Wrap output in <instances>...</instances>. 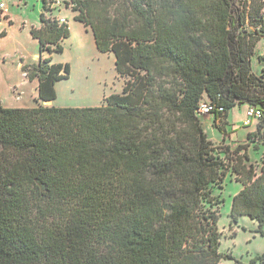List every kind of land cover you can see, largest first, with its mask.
Returning <instances> with one entry per match:
<instances>
[{
	"label": "trees",
	"instance_id": "trees-1",
	"mask_svg": "<svg viewBox=\"0 0 264 264\" xmlns=\"http://www.w3.org/2000/svg\"><path fill=\"white\" fill-rule=\"evenodd\" d=\"M54 1L42 0L40 24L30 28L38 60L23 67L40 102L0 104V264L231 258L219 250L213 186L233 173L242 187L232 220L261 224L264 155L258 170L245 145H223L220 157L197 109L211 102L225 132L228 109L258 107L263 116L246 137L264 148V67L251 69L264 0H63L126 78L93 106L44 104L69 75L67 63L50 62L70 36L68 23L48 14Z\"/></svg>",
	"mask_w": 264,
	"mask_h": 264
},
{
	"label": "rangeland",
	"instance_id": "rangeland-1",
	"mask_svg": "<svg viewBox=\"0 0 264 264\" xmlns=\"http://www.w3.org/2000/svg\"><path fill=\"white\" fill-rule=\"evenodd\" d=\"M3 1L8 4V12L4 15L0 13V104L33 106L40 102L36 98L37 80L27 78L23 67L38 60L39 44L32 38L30 27L39 20L42 0ZM11 8L17 10L15 15ZM49 13H60L68 18L70 36L63 40L61 52L50 54V62L67 63L69 75L55 83V98L44 104L93 106L101 104L104 97L111 93H120L126 78L116 72L113 53L97 49L91 30L74 19L75 12L70 6L65 7L63 0H55ZM48 55L43 53V56ZM263 67L264 36L251 55L252 71L259 74ZM246 110V104H237L228 109L223 122L225 132L214 125L213 112L198 117L207 138L216 147V154L224 156L221 151L223 145H229L230 149L238 144L245 145L241 151H247L248 162H252L258 170L264 155L263 145L246 136L252 129L256 131L261 118H254L250 125H244ZM260 131L264 132V120ZM241 187L230 171L220 184L213 186V192L219 199V250L232 255L231 258H223L221 264H264V221L260 224L247 215L233 221L230 215L232 198Z\"/></svg>",
	"mask_w": 264,
	"mask_h": 264
},
{
	"label": "built area",
	"instance_id": "built-area-1",
	"mask_svg": "<svg viewBox=\"0 0 264 264\" xmlns=\"http://www.w3.org/2000/svg\"><path fill=\"white\" fill-rule=\"evenodd\" d=\"M7 12H8V4L5 1L1 0L0 1V13L4 15V14H7ZM61 21H64V19H61ZM215 110H216L215 106L209 101L200 102L199 107L197 109L199 114H208ZM217 110H222V108L219 107L217 108ZM246 115L247 117L244 119L243 124L249 125L251 124L252 119L261 118L263 116V112L258 107L247 106Z\"/></svg>",
	"mask_w": 264,
	"mask_h": 264
},
{
	"label": "crops",
	"instance_id": "crops-1",
	"mask_svg": "<svg viewBox=\"0 0 264 264\" xmlns=\"http://www.w3.org/2000/svg\"><path fill=\"white\" fill-rule=\"evenodd\" d=\"M27 1V0H26ZM16 5L18 6V4H17V1H16ZM19 7V6H18ZM11 11H12V14L13 15H15V13H17V12H15V11H17V10H14L13 8H11ZM54 15H55V13H54ZM7 16H9V15H7ZM56 16L58 17V18H60V19H64L67 23H69L68 22V18H67V16H63V15H60V13H58V14H56ZM10 18V16L9 17H7V19H9ZM9 23V22H8ZM40 24V22H39V20H38V22H36V23H34V24H32V26H35V27H37L38 25ZM31 26V27H32ZM83 27H84V25H82ZM30 27V28H31ZM35 88V87H34ZM36 88H37V85H36ZM250 125V124H249ZM254 129H252L251 131H253Z\"/></svg>",
	"mask_w": 264,
	"mask_h": 264
}]
</instances>
